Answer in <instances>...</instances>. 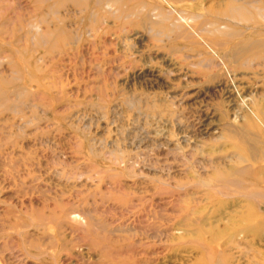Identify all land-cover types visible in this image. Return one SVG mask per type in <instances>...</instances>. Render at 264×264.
Instances as JSON below:
<instances>
[{"label":"rangeland","instance_id":"obj_1","mask_svg":"<svg viewBox=\"0 0 264 264\" xmlns=\"http://www.w3.org/2000/svg\"><path fill=\"white\" fill-rule=\"evenodd\" d=\"M0 264H264V0H0Z\"/></svg>","mask_w":264,"mask_h":264},{"label":"bare ground","instance_id":"obj_2","mask_svg":"<svg viewBox=\"0 0 264 264\" xmlns=\"http://www.w3.org/2000/svg\"><path fill=\"white\" fill-rule=\"evenodd\" d=\"M240 14H242V13H240Z\"/></svg>","mask_w":264,"mask_h":264}]
</instances>
